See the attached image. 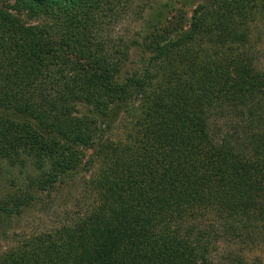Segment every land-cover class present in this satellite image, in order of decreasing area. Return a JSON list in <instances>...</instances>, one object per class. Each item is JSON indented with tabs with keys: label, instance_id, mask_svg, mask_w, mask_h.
Masks as SVG:
<instances>
[{
	"label": "trees",
	"instance_id": "1",
	"mask_svg": "<svg viewBox=\"0 0 264 264\" xmlns=\"http://www.w3.org/2000/svg\"><path fill=\"white\" fill-rule=\"evenodd\" d=\"M127 2L0 0V225L79 200L0 264H251L217 247L264 226V0L146 12L107 51Z\"/></svg>",
	"mask_w": 264,
	"mask_h": 264
},
{
	"label": "rangeland",
	"instance_id": "2",
	"mask_svg": "<svg viewBox=\"0 0 264 264\" xmlns=\"http://www.w3.org/2000/svg\"><path fill=\"white\" fill-rule=\"evenodd\" d=\"M201 3L202 0H128L126 6L119 12L116 20L110 22L108 27L98 37V40H100L103 48L107 51H112L110 47L113 45L123 48L119 46L122 43H128L133 40L140 41L144 27L147 25L146 12H151L152 14L159 12L158 15L162 23L161 27H163L171 21L170 17L175 15L177 11L186 17L189 16V13L196 5ZM152 14L148 18L149 20L153 18L154 15ZM21 18L23 17L21 16ZM28 23L31 22L27 20ZM130 49L131 52H128L130 58L126 62L128 66H130V59L135 62L140 57L135 47H130ZM257 49L260 53L257 63L263 65L264 69V40L259 44ZM157 73L161 74L162 70H159ZM125 118L123 117L122 120ZM113 133L116 135L118 132ZM77 192L72 193L75 197L73 199L72 196L69 201L67 200L68 202H65L59 192L52 193L50 197L39 195L41 199L24 210L19 217H14L9 224L4 223L0 225V251H3L8 246V241L17 234L33 235L52 229L61 220L65 210L70 209L75 211L76 208H73L75 207L73 205H76V202L79 201ZM84 206L82 205V208ZM242 217L244 219V216ZM251 233H259L257 234L259 236L255 239L253 238L254 240H251L250 244L244 245L242 240H237L235 241L236 245H232L233 247L228 250H225L224 246L222 247V244H220L217 247L219 252L230 251L233 254L239 255V258L243 261L246 260L251 264H264V226H258ZM225 246H227L226 243ZM222 256H225V254H222Z\"/></svg>",
	"mask_w": 264,
	"mask_h": 264
}]
</instances>
